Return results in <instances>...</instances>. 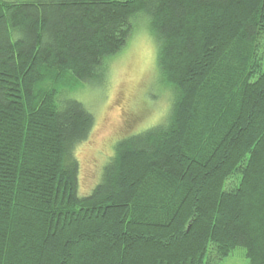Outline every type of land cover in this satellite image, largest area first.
Wrapping results in <instances>:
<instances>
[{"label": "trees", "instance_id": "1", "mask_svg": "<svg viewBox=\"0 0 264 264\" xmlns=\"http://www.w3.org/2000/svg\"><path fill=\"white\" fill-rule=\"evenodd\" d=\"M146 16L170 102L86 192L73 91ZM264 264V0H0V264Z\"/></svg>", "mask_w": 264, "mask_h": 264}, {"label": "rangeland", "instance_id": "2", "mask_svg": "<svg viewBox=\"0 0 264 264\" xmlns=\"http://www.w3.org/2000/svg\"><path fill=\"white\" fill-rule=\"evenodd\" d=\"M132 24L126 45L106 60L104 83L73 91L95 115L90 136L76 148L81 192L88 191L98 180L116 139L160 122L169 107L170 91L159 80L158 46L147 17L142 15ZM218 264H248L245 248L235 247Z\"/></svg>", "mask_w": 264, "mask_h": 264}]
</instances>
